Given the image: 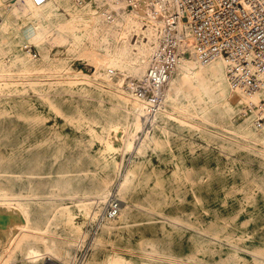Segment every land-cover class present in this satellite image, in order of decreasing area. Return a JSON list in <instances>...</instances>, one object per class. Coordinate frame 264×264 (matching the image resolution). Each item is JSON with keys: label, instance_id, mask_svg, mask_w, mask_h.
<instances>
[{"label": "rangeland", "instance_id": "rangeland-1", "mask_svg": "<svg viewBox=\"0 0 264 264\" xmlns=\"http://www.w3.org/2000/svg\"><path fill=\"white\" fill-rule=\"evenodd\" d=\"M13 1L0 0V69L9 74L0 76V208L18 222L10 236L0 228V264H32L34 238L55 247L41 263L264 264V144L234 131L248 108L225 118L212 111L207 121L169 107L132 136L131 150L132 118L115 96L129 78L117 72L101 88V79H83L95 65L68 44L25 41L28 22ZM26 67L34 79L20 77ZM113 128L117 150L107 148ZM145 130L155 142L140 148ZM113 201L119 215L108 219Z\"/></svg>", "mask_w": 264, "mask_h": 264}, {"label": "bare ground", "instance_id": "bare-ground-1", "mask_svg": "<svg viewBox=\"0 0 264 264\" xmlns=\"http://www.w3.org/2000/svg\"><path fill=\"white\" fill-rule=\"evenodd\" d=\"M14 1L17 3L15 5V11L19 12L17 17L19 20L25 19L28 22V26L26 27L23 36L25 41L30 43H42L49 39V43L51 44H68L71 50L79 54L82 59H86L95 65L96 71L95 73L93 71L94 74L92 76L87 73H82L81 76H86V78H83L86 81H89L91 77L101 79L98 85L101 88L109 89L111 84L106 81V78L111 76L113 77L115 73L117 75V72L123 74L127 79H130L127 80L128 82L126 81L128 84H124V86L120 87V90L116 91L117 95L115 96L122 101L129 113V116L132 118V133L127 142L129 148L131 149L130 146L134 144L132 142V136L137 137L142 132V128L145 125L144 118L149 108L148 101L141 99L134 94V86L136 84H140L144 80L149 64L160 46L164 32V22L161 16L155 13V11L147 3L124 6L114 1L91 0L83 5L76 6L73 0H48V2L44 5L37 6L34 3V0ZM66 16H69L70 19ZM6 23L7 22L0 26L1 30L6 29ZM67 28L71 30V33H65L64 30ZM132 35L137 37L136 40H138L137 42L139 45H130V41L128 42V39ZM0 70L1 77L9 76V74L5 72L6 69L4 67ZM24 71V73L20 74V77L24 80H32L37 76V72L32 68L26 67L24 68ZM59 72H55L53 76L57 75ZM75 74H77V72ZM262 93L263 94L261 95L256 94L257 96L255 95L248 98L242 92L233 89L227 78L226 64L224 60L221 57H216L208 61L200 60L197 56L196 43L194 40L187 38V41L182 48L181 60L173 69L162 105L160 106L151 127L156 126L160 118L169 114L167 108H171L172 106H176L177 109L183 112L186 116H197V118L200 117L202 120L207 121L210 119L212 111L218 112L225 118L230 117L240 109L243 110L250 107L251 111L249 112L252 115L246 118L243 125L234 128V131L250 139V141H261L263 145L264 127L259 129L263 133L261 136H257L255 131L252 129L257 117V112L253 109V105H256L258 99L264 95V90ZM181 99H183L184 102H180ZM232 102L235 103L236 106H233ZM114 130L117 134H114L116 135L114 136V139L116 140H110L111 142H108L107 148H109V150H117L122 145V138L120 139L118 135L121 130L119 131V128H115ZM110 131H112V129ZM144 137L143 142L141 141L142 144L140 148L145 147L148 143L155 142V140L150 137L149 131L147 132L145 130ZM107 140H109V137ZM124 151H126V149L123 150V152ZM111 193L112 192L110 190H107L104 194H107L106 196H110ZM12 197L14 198V196ZM122 206H124V204H122ZM5 208L4 210L0 208V228L8 236H10L12 227L18 222V220L13 211L5 210ZM17 208L18 207H16L15 210ZM14 234L15 233H13V235ZM9 240H7L6 243H8ZM23 240H26V238ZM22 242L23 241L21 240V244ZM33 242L34 246H31V248L26 251V256L30 263L36 264L40 262L44 258V251L56 254L55 247L47 244L43 239L34 238ZM2 244L4 246V243ZM67 244L72 247L76 244V241H68ZM61 251L62 249L59 250V253H61ZM66 255L67 253L64 254V256ZM116 259V257L112 256L110 264H119ZM65 264H70V259L67 258ZM125 264L130 263L127 262Z\"/></svg>", "mask_w": 264, "mask_h": 264}, {"label": "built area", "instance_id": "built-area-1", "mask_svg": "<svg viewBox=\"0 0 264 264\" xmlns=\"http://www.w3.org/2000/svg\"><path fill=\"white\" fill-rule=\"evenodd\" d=\"M91 0H74L83 5ZM122 5L147 3L161 16L164 32L144 80L134 86V94L149 102L145 126L153 124L162 105L174 67L180 62L187 38L196 43L202 61L221 57L226 64L231 87L250 98L264 89V0H108ZM48 0H34L37 6ZM31 51V50H30ZM29 51V53H31ZM255 126L264 127V99L253 105ZM251 111V108L248 107ZM119 203L113 201L108 219L118 216ZM36 264H55L50 259Z\"/></svg>", "mask_w": 264, "mask_h": 264}]
</instances>
